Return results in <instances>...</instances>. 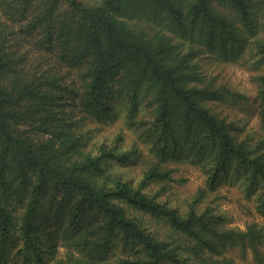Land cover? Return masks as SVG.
Segmentation results:
<instances>
[{"label":"trees","instance_id":"1","mask_svg":"<svg viewBox=\"0 0 264 264\" xmlns=\"http://www.w3.org/2000/svg\"><path fill=\"white\" fill-rule=\"evenodd\" d=\"M238 170L264 217V0H0V264H264L219 210Z\"/></svg>","mask_w":264,"mask_h":264},{"label":"rangeland","instance_id":"2","mask_svg":"<svg viewBox=\"0 0 264 264\" xmlns=\"http://www.w3.org/2000/svg\"><path fill=\"white\" fill-rule=\"evenodd\" d=\"M91 5L99 4L102 0H85ZM240 65V64H239ZM235 66L226 69L225 76L229 77L233 86L244 87L249 92L253 93V89L249 84V70L243 66ZM241 107L238 109L237 116L244 119L245 117L249 120H241V123L247 121L245 127L242 129V136L247 133L248 130L253 129V132L257 129L258 119L256 116L257 111L254 106H247L246 110L242 111ZM125 108L121 107L117 115H114V119L111 120L109 126L104 127L108 132H116L122 124V117L125 114ZM135 134L130 132L126 133L125 144L129 146L134 141ZM246 173L242 170L237 172L233 171L229 173L224 179V184L222 185L219 210L222 212H227L226 216L231 219L232 228H244V223L252 219L256 221H264V217L259 215L254 208V196L252 199L248 200L244 197L245 188L247 186ZM174 182L170 183V188L172 191L171 201L175 198H180L183 200L189 198L195 194L197 188L203 185L204 176L199 170V168L189 166V165H179L177 171L173 175ZM184 179V182L181 181ZM223 215V214H222ZM224 217V216H223ZM236 264H249L248 262H241L236 259Z\"/></svg>","mask_w":264,"mask_h":264}]
</instances>
